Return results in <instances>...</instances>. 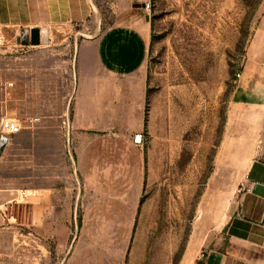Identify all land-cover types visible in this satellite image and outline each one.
Listing matches in <instances>:
<instances>
[{
  "label": "rangeland",
  "instance_id": "rangeland-1",
  "mask_svg": "<svg viewBox=\"0 0 264 264\" xmlns=\"http://www.w3.org/2000/svg\"><path fill=\"white\" fill-rule=\"evenodd\" d=\"M150 2L147 58L126 78L93 57L96 77L78 75L114 0L39 45L4 34L0 124L40 121L0 155V264H195L220 245L264 144L261 73L241 80L264 0Z\"/></svg>",
  "mask_w": 264,
  "mask_h": 264
},
{
  "label": "crops",
  "instance_id": "crops-1",
  "mask_svg": "<svg viewBox=\"0 0 264 264\" xmlns=\"http://www.w3.org/2000/svg\"><path fill=\"white\" fill-rule=\"evenodd\" d=\"M145 1L114 0L111 22L104 28L102 23L93 27L94 36L81 45L79 81L80 77H96L91 57L109 78H126L143 66L151 39L150 12L144 8ZM95 9L94 0H0V31L17 34L33 28L46 31L56 25H81ZM24 44H29L27 39ZM252 45L241 80L251 68L260 71L257 80L264 82V17ZM83 95L95 96L84 92L78 98ZM261 98L264 101V93ZM241 184L244 187L225 224L220 245L207 250L195 264H264V144L250 161Z\"/></svg>",
  "mask_w": 264,
  "mask_h": 264
},
{
  "label": "built area",
  "instance_id": "built-area-1",
  "mask_svg": "<svg viewBox=\"0 0 264 264\" xmlns=\"http://www.w3.org/2000/svg\"><path fill=\"white\" fill-rule=\"evenodd\" d=\"M144 8L147 12L151 10L150 0L144 2ZM77 26V25H76ZM5 43L4 34L0 31V46ZM236 76L239 78L241 73H236ZM40 121L38 116H22V117H7L2 119L0 124V155L3 153L5 147L10 141V137L18 132H21L23 129H28L34 127ZM247 177V176H246ZM244 186L241 184V188ZM24 192L22 193V195Z\"/></svg>",
  "mask_w": 264,
  "mask_h": 264
},
{
  "label": "water",
  "instance_id": "water-1",
  "mask_svg": "<svg viewBox=\"0 0 264 264\" xmlns=\"http://www.w3.org/2000/svg\"><path fill=\"white\" fill-rule=\"evenodd\" d=\"M43 34V31H41L39 28H33L29 31V38H27V41L33 45H38L42 41Z\"/></svg>",
  "mask_w": 264,
  "mask_h": 264
},
{
  "label": "bare ground",
  "instance_id": "bare-ground-1",
  "mask_svg": "<svg viewBox=\"0 0 264 264\" xmlns=\"http://www.w3.org/2000/svg\"><path fill=\"white\" fill-rule=\"evenodd\" d=\"M45 32H46V31H45V30H43V33H44V34H45ZM44 34H43V35H44Z\"/></svg>",
  "mask_w": 264,
  "mask_h": 264
}]
</instances>
